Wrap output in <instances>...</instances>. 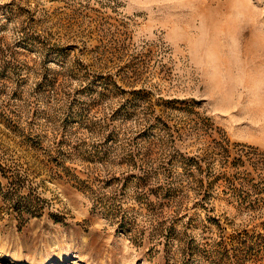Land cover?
Returning a JSON list of instances; mask_svg holds the SVG:
<instances>
[{
    "label": "rangeland",
    "instance_id": "374dc122",
    "mask_svg": "<svg viewBox=\"0 0 264 264\" xmlns=\"http://www.w3.org/2000/svg\"><path fill=\"white\" fill-rule=\"evenodd\" d=\"M0 264H264V0H0Z\"/></svg>",
    "mask_w": 264,
    "mask_h": 264
}]
</instances>
